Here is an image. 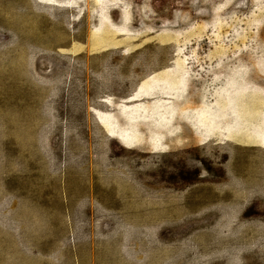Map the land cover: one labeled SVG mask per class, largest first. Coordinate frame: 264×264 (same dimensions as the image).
<instances>
[{
  "label": "rangeland",
  "instance_id": "374dc122",
  "mask_svg": "<svg viewBox=\"0 0 264 264\" xmlns=\"http://www.w3.org/2000/svg\"><path fill=\"white\" fill-rule=\"evenodd\" d=\"M0 264H264V0H0Z\"/></svg>",
  "mask_w": 264,
  "mask_h": 264
}]
</instances>
